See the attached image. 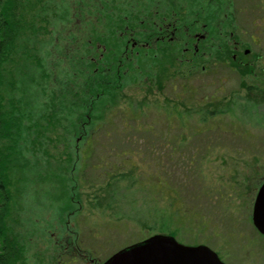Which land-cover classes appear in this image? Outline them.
Returning a JSON list of instances; mask_svg holds the SVG:
<instances>
[{
	"label": "rangeland",
	"instance_id": "1",
	"mask_svg": "<svg viewBox=\"0 0 264 264\" xmlns=\"http://www.w3.org/2000/svg\"><path fill=\"white\" fill-rule=\"evenodd\" d=\"M129 1L105 0L104 14L116 18L120 7L131 8ZM32 2L47 4L49 11L36 20L42 23L38 31L30 28L17 41L14 60L2 65L0 85L4 117L20 122L0 142L9 155L12 197L6 222L23 251L15 264H58L63 256L66 264H103L118 250L163 233V225L183 245L218 250L224 264H242L251 257V264H264V236L251 223L264 180V115L250 105H233V98L217 105L208 102L210 81L201 65L193 73L174 71L163 58L165 68H151L153 61L142 57L128 61L125 98L108 105L112 115L106 112L107 120L93 131L90 142L82 136L72 140L64 106L53 95L62 91L65 57L75 53L65 40L80 30V35L107 33L110 21L105 17L92 28L82 25L76 18L80 0ZM197 8L201 11L203 4L189 9L193 18ZM62 9L69 12L65 22L53 16ZM45 14L52 34L45 32ZM243 26L251 27L248 20ZM62 47H67L64 52ZM229 90L252 92L236 81ZM182 96L187 98L183 112L178 102ZM260 102L256 104L264 106V99ZM167 109L173 112L170 120ZM117 181L122 189L113 195L106 184L114 187ZM159 181L173 190L165 185L162 190Z\"/></svg>",
	"mask_w": 264,
	"mask_h": 264
},
{
	"label": "flooded vegetation",
	"instance_id": "2",
	"mask_svg": "<svg viewBox=\"0 0 264 264\" xmlns=\"http://www.w3.org/2000/svg\"><path fill=\"white\" fill-rule=\"evenodd\" d=\"M127 4L131 8L124 6L121 10L120 7L116 18L108 23V29L121 30L124 76L130 74L127 71L128 61L142 57L153 61L151 68L159 66L162 69V65H165L160 59L163 58L168 59L167 65L174 71L186 68L193 73L201 65L200 70L209 76L210 81L211 96L208 102L217 105L233 98V105H250L264 115V106L257 105L264 99V0H130ZM195 4L199 8L203 4V9L199 11L197 8V15L193 18L189 9ZM99 8L96 5L95 12ZM101 8L104 10L103 6ZM247 20L250 28L243 26ZM94 52H102L100 55L103 57L107 51L98 45ZM154 79L147 78V83L151 84ZM235 81L242 90L247 88L252 92L230 91L229 85ZM180 86L183 87V83ZM184 90H187V86ZM189 92L195 91L190 88ZM185 98L182 96L178 101L182 112ZM255 98L257 104L249 100ZM226 111L231 113L233 109ZM198 112L196 110L194 113ZM215 113L216 110L212 108L210 114L213 118ZM170 115L173 112L167 109L165 116L168 120ZM181 115L184 117L183 113ZM216 129L230 132L224 127L218 126ZM252 224L254 231L261 236ZM213 251L220 257L218 250ZM254 259L241 260V263L251 264ZM226 264L232 263L226 260Z\"/></svg>",
	"mask_w": 264,
	"mask_h": 264
},
{
	"label": "trees",
	"instance_id": "3",
	"mask_svg": "<svg viewBox=\"0 0 264 264\" xmlns=\"http://www.w3.org/2000/svg\"><path fill=\"white\" fill-rule=\"evenodd\" d=\"M32 1L33 0H0V85L3 82L2 77H4L2 65L10 60H14L13 54L17 47V41L24 37V35H26L25 33H28L30 28L32 32L38 31L42 23L39 24L36 20L41 18V14L48 13L49 11V6L47 4L40 6L39 3H33ZM79 4L81 14L76 18L82 20V25L92 28L93 25H98V23L102 22L105 17L109 19L110 22H113V19L110 18L111 16L107 18L104 14L105 11L101 8L106 5V2L103 0H80ZM96 5L98 8L99 5H101V9H96L95 12ZM68 15V10H63L58 14L55 11L53 13L54 17L59 16L58 19L64 22L65 19L68 18ZM30 16L31 23L29 24L30 21L28 22V18H30ZM42 16L46 23L45 32L52 34L48 28L52 25V22L48 19L47 14ZM76 23L77 21H75V25L77 26L78 24ZM80 31L76 35L69 32L70 37L65 40L66 44H64L68 45V43H70V47L72 48L70 50L75 53H72L73 55L68 58L65 57L67 60V69H64L65 77L62 81L63 85H61L62 91L60 94L54 92L53 95H58L60 97L56 98L58 106H64L63 109L66 112L64 115L66 120L65 126H67V128L69 127L68 130L67 128H65V130L69 132V138L74 140L73 138L78 139L82 136V138L86 139V144H88L93 131L97 130V127L107 120L106 112L112 115L113 109L108 105L115 102L117 98H125L124 95H121L126 85L123 84L125 76L122 74L125 70V62L121 52L123 40L120 35V30L112 28L104 34L95 32L87 33L86 35H80L82 32ZM98 45L103 47L105 52L107 51L104 53L103 57L100 55L102 52L100 54L94 52ZM55 46L56 49L60 47L59 44ZM65 48L67 47L62 48L63 52ZM36 59L37 57H35L34 61ZM37 63V66L42 68V64L39 63L38 59ZM9 73H11V70ZM6 81L7 79H5V83ZM2 104L0 96V142L4 138L12 135V130H18L20 126V122H14V120L10 121L11 123L8 122L9 120L4 117V112H2ZM202 112L203 111H200L198 114ZM61 116H63V114ZM128 118L131 119L129 116ZM109 126L111 127V124H109ZM69 140L68 142H70ZM2 148L3 145H0V264H15L23 259V251L6 222L7 215L10 212L9 205L12 195L8 188L10 181L8 178L9 167L7 157H9V155L7 152L5 153ZM85 153H87V157L91 154L88 152ZM68 156L71 160L76 154H69ZM77 156H79L78 153ZM113 177H115V175ZM119 181L116 182L114 187L108 183L106 184L108 187L110 186V188L114 189V193L112 192L113 195L116 193L117 188L119 190L122 189L123 184ZM157 183H161L160 188H162V190H164L165 187L172 189L170 185L167 186L161 181ZM163 185H165L164 188ZM130 189L131 188H128V190ZM122 195L123 197L125 196V194ZM69 197L72 199L73 194ZM172 203L173 200L171 201V204ZM172 206L174 205L172 204ZM176 217L179 218L178 213ZM166 228L167 227L163 225L161 229L163 233L161 234L171 237L176 236V232H171ZM175 238L177 239V237ZM64 257L65 256L62 258L64 259ZM63 259H59L58 264H66V261L62 262Z\"/></svg>",
	"mask_w": 264,
	"mask_h": 264
},
{
	"label": "water",
	"instance_id": "4",
	"mask_svg": "<svg viewBox=\"0 0 264 264\" xmlns=\"http://www.w3.org/2000/svg\"><path fill=\"white\" fill-rule=\"evenodd\" d=\"M252 223L264 235V182L252 209ZM103 264H224L208 246L183 245L175 237L164 234L128 245L118 250Z\"/></svg>",
	"mask_w": 264,
	"mask_h": 264
}]
</instances>
